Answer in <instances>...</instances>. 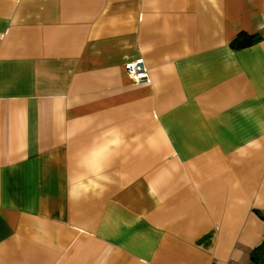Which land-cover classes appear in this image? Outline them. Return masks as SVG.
Listing matches in <instances>:
<instances>
[{
  "label": "crops",
  "instance_id": "crops-1",
  "mask_svg": "<svg viewBox=\"0 0 264 264\" xmlns=\"http://www.w3.org/2000/svg\"><path fill=\"white\" fill-rule=\"evenodd\" d=\"M262 242L264 0H0V264H253Z\"/></svg>",
  "mask_w": 264,
  "mask_h": 264
},
{
  "label": "built area",
  "instance_id": "built-area-1",
  "mask_svg": "<svg viewBox=\"0 0 264 264\" xmlns=\"http://www.w3.org/2000/svg\"><path fill=\"white\" fill-rule=\"evenodd\" d=\"M124 70L133 82L137 84L150 80L148 69L145 67L142 59L126 63L124 65ZM228 264H230V262Z\"/></svg>",
  "mask_w": 264,
  "mask_h": 264
},
{
  "label": "trees",
  "instance_id": "trees-1",
  "mask_svg": "<svg viewBox=\"0 0 264 264\" xmlns=\"http://www.w3.org/2000/svg\"><path fill=\"white\" fill-rule=\"evenodd\" d=\"M259 39L260 36L258 34L245 36L244 38L239 39L236 42V45L233 44V47H244L251 45L257 42ZM251 259L253 264H264V242H262L252 251Z\"/></svg>",
  "mask_w": 264,
  "mask_h": 264
}]
</instances>
